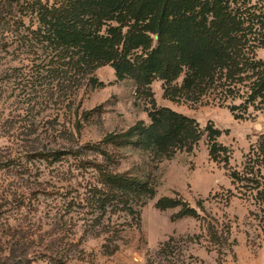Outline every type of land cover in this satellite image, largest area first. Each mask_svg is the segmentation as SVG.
Masks as SVG:
<instances>
[{"label":"trees","instance_id":"obj_1","mask_svg":"<svg viewBox=\"0 0 264 264\" xmlns=\"http://www.w3.org/2000/svg\"><path fill=\"white\" fill-rule=\"evenodd\" d=\"M1 2L0 47L14 44L17 52L30 56L29 64L22 66L27 67L28 74L21 72L15 83L21 87L22 98L27 102L34 92L39 93L36 96L41 98L39 102L27 103L26 109L30 108L31 112L44 97L71 105L74 93L81 86L102 85L95 71L109 64L117 80L129 77L148 95L152 80L160 79L166 98L197 101L208 97L218 100L220 105L230 100L232 104L225 106L235 118L260 113L262 128L244 154L241 170L231 171L230 177L234 190H243L240 194L249 203L246 216L249 226L258 239H264V58L256 55L257 49L264 47V0ZM177 79L180 83L172 85ZM148 115V125L138 121L124 132L109 133L101 143L48 147L37 153L54 163L70 154L76 158L83 148H88L102 158V161L86 158L78 162V166L93 170L92 180L82 184L81 195L76 200L71 198L69 204L83 214L86 232L110 233L114 214L139 218L138 208L155 194L148 180L112 170V156L102 144L127 143L138 137L142 151L164 158L177 150L191 149L201 136L194 119L170 108L154 107ZM52 127L53 132L67 133L65 127L59 130L55 121ZM205 131L209 154L217 159L220 151L226 150L217 142L220 131L211 124ZM224 160L228 162V157ZM227 192L228 196L235 194L231 189ZM178 205L181 209L177 218L199 217L196 208L174 198L163 196L156 202L162 210ZM198 206L204 210L201 204ZM68 224L64 222L71 227ZM208 225L214 242L227 241V236L220 241L218 234L224 232L217 224ZM68 230L66 227L64 232ZM62 237L53 239L49 248L39 251H44L40 255L43 264L69 262L71 250L57 244L63 241ZM172 241V237L163 241L160 253L168 250Z\"/></svg>","mask_w":264,"mask_h":264},{"label":"rangeland","instance_id":"obj_2","mask_svg":"<svg viewBox=\"0 0 264 264\" xmlns=\"http://www.w3.org/2000/svg\"><path fill=\"white\" fill-rule=\"evenodd\" d=\"M15 48L14 44L0 47V264H43L44 251H39L62 236L57 244L71 250L67 264H264V239H258L249 226V203L240 194L243 190H234L230 177L231 171L241 170L244 154L262 128L260 113L235 118L225 106L232 104L230 100L220 105L208 97L166 98L160 79L152 80L148 95L129 77L117 80L109 64L95 71L102 85L81 86L71 105L44 97L31 112L27 103L41 98H36L38 92L30 102L22 98L15 82L21 72L28 74L22 66L29 64L30 56ZM256 55L264 58V47ZM179 83L177 79L172 85ZM154 107L194 119L202 131L199 140L191 149L164 158L142 151L138 137L127 143L102 144L112 156V170L148 180L155 194L138 208L139 218L114 214L110 233L86 232L83 214L69 204L81 195L82 184L92 180L93 170L78 162L102 158L88 148L76 158L70 154L54 163L37 153L48 147L101 143L109 133L124 132L138 121L148 125ZM54 121L67 133L53 132ZM210 124L220 131L217 142L226 148L217 159L209 154L205 129ZM54 136L58 137L53 140ZM229 189L235 194L228 196ZM163 196L196 208L199 217L177 218L180 205L159 209L156 202ZM208 224H217L224 232L218 234L220 241L225 236L227 241L214 242ZM66 227L70 230L64 232ZM169 237L173 238L169 249L160 253V244Z\"/></svg>","mask_w":264,"mask_h":264}]
</instances>
